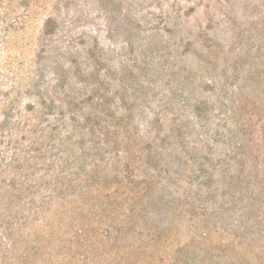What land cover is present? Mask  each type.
<instances>
[{
  "label": "trees",
  "instance_id": "1",
  "mask_svg": "<svg viewBox=\"0 0 264 264\" xmlns=\"http://www.w3.org/2000/svg\"><path fill=\"white\" fill-rule=\"evenodd\" d=\"M30 1L0 0V264H264V0L128 1L119 44L55 0L13 77Z\"/></svg>",
  "mask_w": 264,
  "mask_h": 264
},
{
  "label": "rangeland",
  "instance_id": "2",
  "mask_svg": "<svg viewBox=\"0 0 264 264\" xmlns=\"http://www.w3.org/2000/svg\"><path fill=\"white\" fill-rule=\"evenodd\" d=\"M128 1L132 0H100L97 1V6L106 18H109L110 23L115 28V34L113 39L119 44L123 42V38L135 41V35L130 36L134 32V27L127 25L124 27V15L129 9ZM213 0H189L187 2H194L195 10L187 12L188 16L192 21L195 17H202L203 12L206 10L208 3ZM31 5L25 11L22 10L21 13L25 14V19L21 30H19L14 35V41L11 47L8 48L5 53V58L8 59L9 68L12 71L13 77L18 74H31L35 71L34 64L38 61V56L41 55L42 58H47L49 55L47 53L41 52L43 44L41 43L43 38L44 23L48 16L51 14V5L55 0H31ZM188 4V3H186ZM211 4H214L212 2ZM156 5V4H155ZM194 6V5H193ZM218 9H221L217 6ZM154 10V9H151ZM63 12V10H61ZM217 13H220L217 11ZM95 23L96 19L93 20ZM204 22L203 20H201ZM121 26V29L119 28ZM126 29V31H125ZM144 36V33H142ZM47 41V40H46ZM48 45H52L48 42ZM48 49V48H47ZM3 91H6L3 89ZM31 102V97L23 94L21 106L27 105Z\"/></svg>",
  "mask_w": 264,
  "mask_h": 264
}]
</instances>
